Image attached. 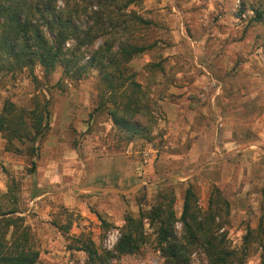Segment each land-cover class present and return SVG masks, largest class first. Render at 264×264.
Segmentation results:
<instances>
[{
  "label": "rangeland",
  "instance_id": "rangeland-1",
  "mask_svg": "<svg viewBox=\"0 0 264 264\" xmlns=\"http://www.w3.org/2000/svg\"><path fill=\"white\" fill-rule=\"evenodd\" d=\"M190 1L136 0L125 11H135L151 22L131 36L152 49L136 56L130 68L159 105L153 142L139 138L127 144L119 140L107 111L96 110L102 88L97 70L81 81L62 83H57L61 70L48 80L37 69L38 82L28 71L0 74V114L6 102L27 108L35 97L50 101L48 133L36 145L34 158L27 152V145L17 142L15 146L20 153L7 150V142L0 133V200L10 188L19 195L22 211L19 216L25 217L32 229L41 264L84 263L85 253L76 250L82 235L90 238L100 251L114 253L127 216L138 218L140 211L145 213L158 203L160 193L171 192L175 197L174 211L180 218L189 187L196 193L197 206L203 213L208 211L214 188L221 191L230 205V216L228 225L220 233H227L231 250L242 251L249 229L255 231L242 264H264L263 234L258 232L260 221L264 224V89H261L264 86V24L250 22L255 16L252 8H264V0H241L245 19L238 17L237 0H232V19L248 30L253 45H250L248 64L257 75L249 80L253 90L249 93L242 123L237 124L239 116L231 113L234 102L225 106V112L230 113L228 122L222 112L221 116L214 112L213 132L209 125L205 147L211 155L207 157L190 154L199 137H191L195 128L184 130V137L178 131L181 127L178 106L185 102L184 98L185 108L192 112L190 115L196 112L198 117L202 108L210 106L213 96L218 95L213 81L207 82L206 87L193 88L196 89L193 92L189 89L182 94L185 86L190 87L196 81L192 74L196 68L194 47L186 42L181 27L183 24L185 31L189 29L188 34L200 32L198 14L187 8L186 15L193 20L190 22L184 21L185 14H178L179 9L192 7ZM211 1L213 3L209 4L213 7L223 3V0ZM125 3L127 0H120L121 5ZM65 4L66 0H57L58 7L63 8ZM162 4L165 7H161ZM81 6L107 7V2L83 0ZM205 20L211 21L209 16ZM244 62L238 60L233 70ZM218 93L216 106L223 95ZM168 104L173 105L172 108ZM219 134L223 137L219 138ZM225 143L236 146L228 152L224 150L227 154L213 156L217 146L223 147ZM220 160L227 163L210 165ZM109 186L121 192H85L89 188ZM145 223L148 243L138 254L124 256L111 264H167L158 249L155 228L149 226L148 220ZM181 232L182 224L177 222L179 237ZM187 264L209 263L204 251L196 248Z\"/></svg>",
  "mask_w": 264,
  "mask_h": 264
},
{
  "label": "trees",
  "instance_id": "trees-1",
  "mask_svg": "<svg viewBox=\"0 0 264 264\" xmlns=\"http://www.w3.org/2000/svg\"><path fill=\"white\" fill-rule=\"evenodd\" d=\"M82 1L66 0L62 8L57 6V0H0V74L28 71L38 82L37 69L48 80L61 70L57 83H62L81 81L97 70L102 88L96 110L107 111L119 140L127 144L139 138L153 142L159 105L130 68L136 56L152 49L131 36L151 22L135 11L125 12L136 0H127L125 5L120 0H104L107 7H82ZM252 11L255 16L251 24H264V8L253 7ZM49 107L50 101L39 97L27 108L5 103L0 114V133L7 142V150L20 153L17 142L27 145L31 157L36 156V145L48 133ZM32 165L34 169L35 163ZM174 203L171 192H162L149 211H140L138 218L127 216L114 253L100 251L90 238L82 235L76 248L86 255L82 264H111L138 254L148 243L145 220L155 228L158 249L167 264L189 263L196 248L204 251L209 264L243 263L255 231L249 229L242 251L230 249L227 233H220L228 225L230 205L218 188L209 198L207 213L198 208L191 187L185 191L180 218ZM20 212L19 195L10 188L0 200V264H41L32 229L25 217L19 216ZM177 222L182 224L180 237L176 233ZM102 224L106 226L105 221ZM258 232L263 234L264 241L262 220Z\"/></svg>",
  "mask_w": 264,
  "mask_h": 264
},
{
  "label": "crops",
  "instance_id": "crops-1",
  "mask_svg": "<svg viewBox=\"0 0 264 264\" xmlns=\"http://www.w3.org/2000/svg\"><path fill=\"white\" fill-rule=\"evenodd\" d=\"M222 2V4L219 3L216 4V7H213L209 4L213 3L211 0H191L189 5L192 7H183V10H178V14H185L184 21L190 22L193 20L186 15L187 8L194 9L198 14L197 21L200 29V32L191 36L188 34L187 30L185 31L183 24L181 27V34L185 40H187L186 42L189 41L194 47L193 59L196 65V68H194L192 72L196 77V81L190 85V87L185 86L182 89V94L189 89L190 92H193L196 90L193 88L206 87L208 84L207 82L210 81L217 84V94L219 95L218 92L223 94L219 98L217 106L215 104V97L218 95H214L211 99L210 106L203 107L198 117L196 116V112H194L193 115H190L192 112L185 108L187 103L186 98H184L185 102L178 106V110L181 113L180 121L178 120V124L180 122L181 127L178 131L182 133V137H184L186 134L185 131L188 132L191 127L195 128L193 129V135H191V137H199L193 144L190 154H203L204 157L211 155L205 147H207L206 143L209 140V125L213 132L214 112L218 114V116H221L219 113L222 112V115L225 116L224 120L228 122V115L230 113L225 112V106H229L234 102L235 105H231L232 107L230 108L231 113H233V116L235 117L239 116L238 120L240 121H238L237 124L242 123L241 118L246 114L245 106L250 99L249 93L253 90V86L249 85V80L257 75L251 70L250 65L248 64L249 58H251V55L249 54L250 45H253L248 38L247 29L245 26H242V24H236L233 22L231 15L233 10L232 0H223ZM161 7H165V4H162ZM171 7L172 10L175 11V3L172 2ZM208 16L211 20L208 21L209 23L205 20ZM236 32H240L238 37L234 35ZM207 47L208 51L206 50ZM238 60L245 62L240 68L233 70ZM261 89L263 90L264 86H261ZM172 106L173 105H170L171 108ZM165 110L168 111L169 107H166ZM188 115L190 116V119ZM200 125L202 128L199 127ZM220 134L219 138H222L223 136H220ZM235 146L236 145L231 143H225L224 146L220 148L217 146L212 155L216 156L222 152L227 154L228 150L235 148ZM224 150H227V152ZM221 163L226 164L227 162L220 160L218 162L210 163V165ZM93 190H96L97 192L102 191L105 194L121 192L118 191L117 188L111 186L106 188H89L86 189L85 192H93Z\"/></svg>",
  "mask_w": 264,
  "mask_h": 264
},
{
  "label": "built area",
  "instance_id": "built-area-1",
  "mask_svg": "<svg viewBox=\"0 0 264 264\" xmlns=\"http://www.w3.org/2000/svg\"><path fill=\"white\" fill-rule=\"evenodd\" d=\"M235 7H236V9H238L237 10V14H238V17L240 18V19H245L246 18V15H245V12L243 11V3H242V1L241 0H237L236 1V4H235ZM120 235V234H119Z\"/></svg>",
  "mask_w": 264,
  "mask_h": 264
}]
</instances>
